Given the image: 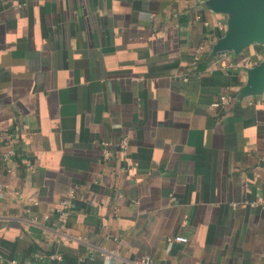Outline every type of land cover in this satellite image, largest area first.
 I'll list each match as a JSON object with an SVG mask.
<instances>
[{
	"label": "crops",
	"instance_id": "1",
	"mask_svg": "<svg viewBox=\"0 0 264 264\" xmlns=\"http://www.w3.org/2000/svg\"><path fill=\"white\" fill-rule=\"evenodd\" d=\"M207 2L0 0V264H264V45Z\"/></svg>",
	"mask_w": 264,
	"mask_h": 264
},
{
	"label": "water",
	"instance_id": "2",
	"mask_svg": "<svg viewBox=\"0 0 264 264\" xmlns=\"http://www.w3.org/2000/svg\"><path fill=\"white\" fill-rule=\"evenodd\" d=\"M210 9L227 14V29L213 53L238 54L253 43L264 45V0H208ZM264 92V58L248 70L247 82L239 95Z\"/></svg>",
	"mask_w": 264,
	"mask_h": 264
},
{
	"label": "built area",
	"instance_id": "3",
	"mask_svg": "<svg viewBox=\"0 0 264 264\" xmlns=\"http://www.w3.org/2000/svg\"><path fill=\"white\" fill-rule=\"evenodd\" d=\"M227 103H228L227 96H222L219 101L214 103V106L226 105ZM127 144H128L127 139H124L122 141L123 148H126ZM15 155H16V149L13 148L12 146H10L7 149L6 153L3 155V158H4V160L9 161ZM109 155H110V152L107 149H105L104 150V156L107 158V157H109ZM73 197L74 196L71 193L69 198H63L60 201L59 208L56 210V215H57V218H58L59 221L65 222L66 219L68 218L69 212H70L69 210H70V208L72 206ZM49 218H50L49 215L45 216L46 220H48ZM35 220H37V218H34V221ZM174 241L186 243L188 241V239L185 238V237H182V236H176L174 238H170L169 239L170 243L174 242ZM101 255L105 259V264H114L115 263V259H116L117 255H118V251H116V250H114V251L104 250V251H102ZM131 264H155V262L152 259V257L149 256V255H139V256H136L135 258H133Z\"/></svg>",
	"mask_w": 264,
	"mask_h": 264
}]
</instances>
